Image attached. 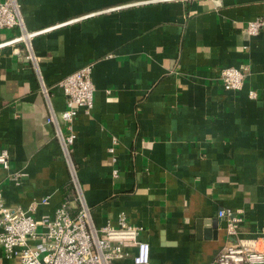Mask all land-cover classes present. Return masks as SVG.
Returning a JSON list of instances; mask_svg holds the SVG:
<instances>
[{"label":"crops","instance_id":"crops-1","mask_svg":"<svg viewBox=\"0 0 264 264\" xmlns=\"http://www.w3.org/2000/svg\"><path fill=\"white\" fill-rule=\"evenodd\" d=\"M17 1L22 27L0 28L7 206L53 215L69 193L56 126L46 118L61 120L58 82L90 64L93 107L71 129L94 224L116 225L124 213L143 227L151 264H209L227 243L264 246V25L254 36L246 28L264 21V0ZM23 31H39L36 65L14 53L22 42L8 43ZM240 64L248 67L243 87L224 89L220 70ZM18 172L16 183L10 176ZM234 218L230 236L223 224ZM0 264H12L1 247Z\"/></svg>","mask_w":264,"mask_h":264},{"label":"built area","instance_id":"built-area-1","mask_svg":"<svg viewBox=\"0 0 264 264\" xmlns=\"http://www.w3.org/2000/svg\"><path fill=\"white\" fill-rule=\"evenodd\" d=\"M22 25L18 1L0 0V28ZM263 25V20L255 19L248 22L246 28L249 35L254 36ZM38 32L23 31L8 42L9 45L22 42L23 47H15L14 53L35 65L37 59L32 49V38ZM91 71V65L87 64L58 82L65 96L61 120L58 122L53 112L46 118L48 123L56 126V138L70 173V190L62 204L53 215L34 217L20 207L7 206L0 192V247L3 256L11 259L12 264H115L127 258H130V264H151L150 245L139 238L143 227L129 223L124 213L118 215L116 225L107 223L97 227L77 178L72 160L75 135L71 123L80 110L89 113L93 107L94 84ZM247 72L245 64L225 67L220 70L218 78L224 89L240 90ZM41 91L47 94L42 81ZM248 95L250 98L257 97L254 90H250ZM114 144L115 139L108 148L110 153L114 151ZM0 167L9 168V153L6 149L0 150ZM112 174L118 176V170L114 169ZM21 175L18 172L10 178L17 183ZM46 202L47 197H44L41 203ZM71 202L74 203V213L71 212ZM228 213L220 211L219 215ZM236 224L237 219L234 218L227 225L228 235L235 236ZM131 247L134 248L132 253L129 252ZM209 264H264V246L227 243Z\"/></svg>","mask_w":264,"mask_h":264},{"label":"water","instance_id":"water-1","mask_svg":"<svg viewBox=\"0 0 264 264\" xmlns=\"http://www.w3.org/2000/svg\"><path fill=\"white\" fill-rule=\"evenodd\" d=\"M227 225H228V222L225 221L224 224H223V226L226 227Z\"/></svg>","mask_w":264,"mask_h":264}]
</instances>
